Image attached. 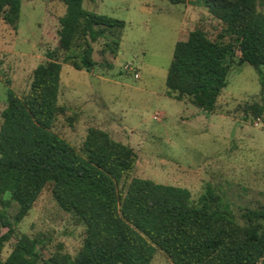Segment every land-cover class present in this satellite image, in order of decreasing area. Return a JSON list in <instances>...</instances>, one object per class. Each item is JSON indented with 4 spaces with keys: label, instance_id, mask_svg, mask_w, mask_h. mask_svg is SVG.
<instances>
[{
    "label": "trees",
    "instance_id": "trees-1",
    "mask_svg": "<svg viewBox=\"0 0 264 264\" xmlns=\"http://www.w3.org/2000/svg\"><path fill=\"white\" fill-rule=\"evenodd\" d=\"M59 42L32 71L26 94L7 87L0 123V223L3 243L50 185L57 204L84 224L75 256L45 259L38 239L21 233L2 264H151L160 248L174 264H258L264 260V207L248 208L237 220L210 186L196 200L188 188L132 176L137 153L107 131L89 126L80 149L52 129L62 63L90 71L97 64L93 43L117 52L125 21L83 7V0H61ZM177 4L186 0H168ZM225 24L216 39L194 28L174 45L165 84L169 95L207 112L227 84L230 62L264 65V0H196ZM21 0H0V16L15 28ZM225 37H228L227 40ZM104 51V48L101 52ZM61 56V59L60 57ZM255 117L264 103L245 107ZM124 180V181H123ZM124 182L123 184L121 182ZM17 203L13 220L5 196Z\"/></svg>",
    "mask_w": 264,
    "mask_h": 264
},
{
    "label": "rangeland",
    "instance_id": "rangeland-1",
    "mask_svg": "<svg viewBox=\"0 0 264 264\" xmlns=\"http://www.w3.org/2000/svg\"><path fill=\"white\" fill-rule=\"evenodd\" d=\"M82 5L121 18L125 26L117 52L105 39L93 43L97 64L90 71L62 63L61 110L52 129L80 149L87 128L99 127L136 151L129 177L186 187L192 200L210 186L237 220L248 208L264 207V110L258 117L245 110L264 103V65L257 70L234 56L227 84L207 112L187 97L169 95L165 78L175 43L197 27L218 38L225 25L221 19L196 0H83ZM257 8L264 11V1ZM64 12L61 0H21L15 28L0 16V123L7 87L20 97L26 94L33 69L59 42ZM5 198L4 210L13 220L18 205ZM14 226L0 264L21 233L38 239L47 260L57 252L75 256L84 235V224L57 204L49 184ZM6 230L0 223V234ZM151 264L174 263L156 248Z\"/></svg>",
    "mask_w": 264,
    "mask_h": 264
},
{
    "label": "built area",
    "instance_id": "built-area-1",
    "mask_svg": "<svg viewBox=\"0 0 264 264\" xmlns=\"http://www.w3.org/2000/svg\"><path fill=\"white\" fill-rule=\"evenodd\" d=\"M136 76H137V74H136Z\"/></svg>",
    "mask_w": 264,
    "mask_h": 264
}]
</instances>
